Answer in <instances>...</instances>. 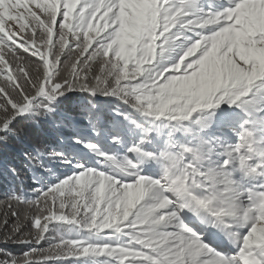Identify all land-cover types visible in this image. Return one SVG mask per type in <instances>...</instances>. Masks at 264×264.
I'll list each match as a JSON object with an SVG mask.
<instances>
[{"label": "snow or ice", "instance_id": "6c2138e0", "mask_svg": "<svg viewBox=\"0 0 264 264\" xmlns=\"http://www.w3.org/2000/svg\"><path fill=\"white\" fill-rule=\"evenodd\" d=\"M0 264H264V0H0Z\"/></svg>", "mask_w": 264, "mask_h": 264}, {"label": "trees", "instance_id": "16d2710c", "mask_svg": "<svg viewBox=\"0 0 264 264\" xmlns=\"http://www.w3.org/2000/svg\"><path fill=\"white\" fill-rule=\"evenodd\" d=\"M8 188V182L3 179V177H0V198H2L3 193L7 191Z\"/></svg>", "mask_w": 264, "mask_h": 264}]
</instances>
